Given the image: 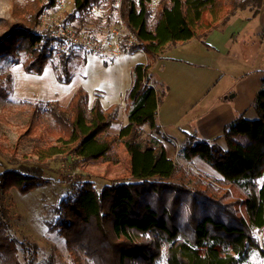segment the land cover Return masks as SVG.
<instances>
[{
	"label": "trees",
	"instance_id": "1",
	"mask_svg": "<svg viewBox=\"0 0 264 264\" xmlns=\"http://www.w3.org/2000/svg\"><path fill=\"white\" fill-rule=\"evenodd\" d=\"M59 1L43 0L37 15ZM263 1L120 0L116 6L114 0H71V12L61 19L63 26L94 37L97 22L90 17L95 9L107 7V21L116 12L123 27L122 51H141L147 62L131 69L125 94L128 121L114 135L108 130L118 124L117 108L103 109L97 98L90 104L81 87L66 106L56 101L34 103L19 136L39 142L31 148L39 167L0 172V264H36L38 252L36 244L17 242L6 234V193L15 189L27 194L49 184L42 172L48 160L65 157L71 164L104 160L117 145L127 156V180L97 191L93 183L75 177L77 190L61 200L49 225L62 237L75 264H80V255L94 264H156L162 251L165 264H247L254 250L264 256V78L251 104L256 119L239 115L225 126V148L194 132L178 149L182 160L198 158L213 169L219 176L215 180L195 175L167 157L156 137L161 135L157 108L167 88L161 84L157 91L151 85L152 65L167 49L190 40L204 41L236 13L249 11L254 16ZM34 17L0 36V64L21 65L24 73L36 76L49 66L59 84H69L70 65L80 59L83 63L88 54L67 45L57 56L54 47L60 41L49 26L40 31ZM129 36L135 42L128 46ZM263 36L264 29L260 39ZM12 87V73L0 71V98L7 100ZM44 115L52 127L42 122ZM144 128L148 132L143 137ZM256 233L262 234L261 244Z\"/></svg>",
	"mask_w": 264,
	"mask_h": 264
},
{
	"label": "rangeland",
	"instance_id": "2",
	"mask_svg": "<svg viewBox=\"0 0 264 264\" xmlns=\"http://www.w3.org/2000/svg\"><path fill=\"white\" fill-rule=\"evenodd\" d=\"M60 1L62 4H58L56 7L50 9V11L49 9L43 10L41 14L37 15L39 4H42L43 0H0V36L8 31L10 26L22 20H28V18L32 19L35 15L34 19L38 22V29L40 31L44 30L41 19L43 14L46 15L47 19L49 18L53 25L62 26L61 19L71 12V0ZM114 3L117 6L120 0H115ZM261 7L259 12L254 16H252L253 12H240L229 17L226 24H219L218 30H222L228 34L226 29H229L233 31V34H239L242 29L240 26L234 27V25H241L244 20L250 23L246 25L239 36L236 34L232 38V40L240 42V59L235 60V64H220L222 67V77L218 81L216 90L212 92L213 96H224L230 101L229 97L236 93L243 104H248V107H251L253 99L250 96L254 89L255 78L259 77L260 81L264 78V38L260 39L259 37V34L264 29V10L261 12L264 8V1ZM90 18L91 22H97L93 33L94 38H97V40L106 41L111 33L117 31L120 34L123 30L122 25H119V18L116 12H112L107 21V7L95 9ZM72 25L74 27L77 26L76 22L72 23ZM128 38L134 40L132 36ZM129 39L127 40V45ZM98 58L101 57L99 56ZM83 66L81 59L74 60L72 66L70 65L71 78L74 79V74H78L81 69L83 70ZM48 68L52 69L49 66ZM13 69L14 66H11L8 62L0 64L1 72H11L13 77L16 76L15 91L13 87L7 100L0 98V172L4 170H17L19 167L29 168L28 170L39 167L38 161L31 155V148L34 145L38 146L39 142H35V139L20 137L19 135L22 132L21 130H24L23 127L28 121V113L33 110L34 103L41 101L42 96L38 95L40 93V85L34 78H26L21 74L19 69L15 71L14 75ZM19 77L21 78L19 79ZM155 80L152 79L151 85L159 90V85ZM196 111H201V106L195 107L193 113ZM252 114L256 119V115L253 112ZM41 119L46 126L52 127V123L46 115L42 116ZM118 128L117 124H113L108 133L114 135L117 133ZM147 132V129L144 128L142 136L144 137ZM177 155L178 160H172L189 172L205 176L209 180L219 178L207 164L195 161L192 165H188V167L186 166V161L182 160L179 154ZM54 159L46 161L42 166L43 169L41 168L43 178L49 180V184L41 185L27 194H20L15 189H11L6 193L5 205L9 222L6 234L10 238L16 239L17 242L27 241L36 244L38 247L36 264H48V261H53V264H75L66 251L62 237L50 229L49 225L56 218V208L61 200L66 199L69 194L77 190V187L74 185V179L77 176L93 183L97 191L111 182L126 181L128 176V160L123 147L119 145L115 146L104 160L99 159L85 163L73 162L71 164L72 161H66L67 158L65 157ZM63 172L73 174L71 181L61 183L56 180L58 176L63 175ZM261 182L262 180L258 181L259 186ZM255 237L258 243L261 244L262 234L256 233ZM261 248L263 249L262 246ZM257 252L254 250L250 254L246 261L247 264H264V256H261ZM163 254L164 251H162V255L156 264H165ZM77 260L80 264H94L84 255L78 256Z\"/></svg>",
	"mask_w": 264,
	"mask_h": 264
},
{
	"label": "crops",
	"instance_id": "3",
	"mask_svg": "<svg viewBox=\"0 0 264 264\" xmlns=\"http://www.w3.org/2000/svg\"><path fill=\"white\" fill-rule=\"evenodd\" d=\"M263 10L264 8L261 12ZM246 23L244 20L243 24H235L234 27L240 26L242 33L246 25L250 24ZM218 28L211 31L204 41L190 40L167 49L152 65V79H156L159 85V90L155 89L160 91L161 84L167 88L166 95L157 108L156 123L160 127L161 135L156 137L163 144L170 159L178 160L177 150L185 142L186 135L195 132L201 140L209 142L215 139L221 148H225L222 139L225 126L239 115L248 120L255 119L251 107L243 104L236 93L229 97L230 101L224 96L212 94L222 77L220 64H235V60L240 59V42L232 40L238 33L233 34V31L226 29L227 34ZM146 62L147 57L141 51L123 54L115 60L86 55L83 61L84 69L78 74L75 73L74 79L66 85L59 84L52 69L48 67L38 76L24 73L21 65L14 66L12 72L14 71L15 75V71L19 69L26 78L37 80L41 101H56L61 106L67 105L76 89L81 87L88 94L90 102L97 98L103 109L116 107L117 125L122 127L128 121L125 94L131 85V69L136 64ZM15 79L16 76L13 77L14 91ZM255 79L250 96L252 99L261 85L260 78ZM200 106L201 111L193 113L194 108ZM195 161L204 163L198 158H193L186 162V166Z\"/></svg>",
	"mask_w": 264,
	"mask_h": 264
},
{
	"label": "built area",
	"instance_id": "4",
	"mask_svg": "<svg viewBox=\"0 0 264 264\" xmlns=\"http://www.w3.org/2000/svg\"><path fill=\"white\" fill-rule=\"evenodd\" d=\"M115 1V0H114ZM62 4L61 1H59ZM42 24L47 27L49 26L52 30V36L55 39H58L60 42L57 43L54 47L56 55L59 56L61 53L65 52L66 46L81 47L88 55L100 56L103 59L115 60L120 58L125 54L120 45L119 33L113 32L106 41L97 40L88 34L79 33L77 34L71 28L66 26H54L47 24L49 18H46V15L41 16ZM117 30V29H116ZM134 42L133 39H129L128 45H131ZM63 178V179H62ZM73 174H68L63 172L62 176L57 177L58 182L71 181Z\"/></svg>",
	"mask_w": 264,
	"mask_h": 264
}]
</instances>
